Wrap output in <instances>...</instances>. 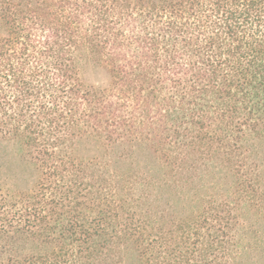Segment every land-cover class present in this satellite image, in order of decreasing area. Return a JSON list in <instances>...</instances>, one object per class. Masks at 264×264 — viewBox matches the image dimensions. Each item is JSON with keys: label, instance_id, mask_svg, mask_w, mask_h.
<instances>
[{"label": "trees", "instance_id": "obj_1", "mask_svg": "<svg viewBox=\"0 0 264 264\" xmlns=\"http://www.w3.org/2000/svg\"><path fill=\"white\" fill-rule=\"evenodd\" d=\"M0 140V264H264V0H0Z\"/></svg>", "mask_w": 264, "mask_h": 264}, {"label": "rangeland", "instance_id": "obj_2", "mask_svg": "<svg viewBox=\"0 0 264 264\" xmlns=\"http://www.w3.org/2000/svg\"><path fill=\"white\" fill-rule=\"evenodd\" d=\"M81 77L87 87L97 89L105 87L110 80L106 69L89 59H84L81 62ZM94 143L90 141L83 143L81 146L83 153L89 156L96 155L98 152L95 150L96 146ZM117 151L115 150V152ZM122 164L126 168L128 162L125 160V162H121L120 166ZM37 181L38 173L35 170L34 163L25 155L24 150L17 143L0 140V192L2 194L27 193L35 188ZM127 188L126 185V194H124L126 214L131 206L136 203H132L131 200H136V198L128 193ZM130 256H132V251L130 248H126L125 242L121 247H109L103 250L102 258H107L109 262V259L110 261H116L118 258L125 259ZM124 264H126V261Z\"/></svg>", "mask_w": 264, "mask_h": 264}]
</instances>
